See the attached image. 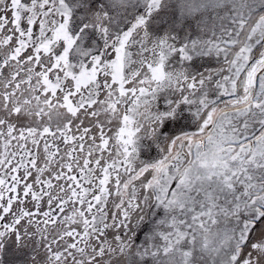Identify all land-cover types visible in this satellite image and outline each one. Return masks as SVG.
Wrapping results in <instances>:
<instances>
[{
  "label": "snow or ice",
  "instance_id": "6c2138e0",
  "mask_svg": "<svg viewBox=\"0 0 264 264\" xmlns=\"http://www.w3.org/2000/svg\"><path fill=\"white\" fill-rule=\"evenodd\" d=\"M0 264H264V0H0Z\"/></svg>",
  "mask_w": 264,
  "mask_h": 264
}]
</instances>
